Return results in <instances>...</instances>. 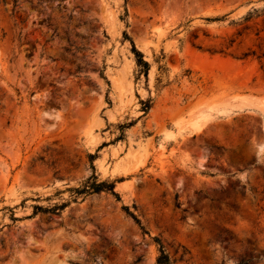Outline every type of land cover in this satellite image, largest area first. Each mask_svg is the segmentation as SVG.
Returning <instances> with one entry per match:
<instances>
[{"label":"rangeland","instance_id":"rangeland-1","mask_svg":"<svg viewBox=\"0 0 264 264\" xmlns=\"http://www.w3.org/2000/svg\"><path fill=\"white\" fill-rule=\"evenodd\" d=\"M156 239L264 264V0H0V264H156Z\"/></svg>","mask_w":264,"mask_h":264},{"label":"trees","instance_id":"trees-1","mask_svg":"<svg viewBox=\"0 0 264 264\" xmlns=\"http://www.w3.org/2000/svg\"><path fill=\"white\" fill-rule=\"evenodd\" d=\"M133 50L138 56V58L136 59L137 64L143 65L145 67L148 66L147 62L142 59V54L136 51L134 47H133ZM91 178H93V182L90 185H85L83 188L79 190L78 189H75V190H77V192L79 193L88 192L89 190H92L93 192L109 190L112 194H114L115 196H118L117 193L113 191V188H114L113 182L107 184L105 183V181H97V177L94 174L91 176ZM156 240H157V243L159 244V247H158L159 254L157 255L156 260H155L156 264H173V261L169 253L165 250L164 246L158 241V239Z\"/></svg>","mask_w":264,"mask_h":264}]
</instances>
